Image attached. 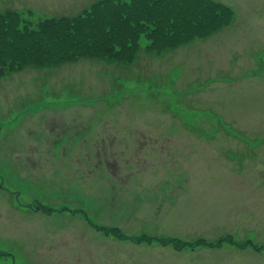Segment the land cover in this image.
Instances as JSON below:
<instances>
[{"label": "rangeland", "instance_id": "rangeland-1", "mask_svg": "<svg viewBox=\"0 0 264 264\" xmlns=\"http://www.w3.org/2000/svg\"><path fill=\"white\" fill-rule=\"evenodd\" d=\"M92 1L0 0V11L31 16L10 20L2 33L13 41L0 46L30 63L0 76V264H264V0H219L231 26L146 54L209 25L201 4L164 0L148 14L157 27L133 32L141 49L127 66L109 58L147 18L133 15L137 0L107 3L128 24L96 14L119 31L59 24L43 52L32 46L36 21ZM57 53L86 58L33 67ZM129 237L153 243L119 239ZM189 238L229 244H176Z\"/></svg>", "mask_w": 264, "mask_h": 264}, {"label": "trees", "instance_id": "trees-1", "mask_svg": "<svg viewBox=\"0 0 264 264\" xmlns=\"http://www.w3.org/2000/svg\"><path fill=\"white\" fill-rule=\"evenodd\" d=\"M140 3V6L133 12L134 16H142L145 14V19L142 20H137L135 21V25H129L128 29H125V32H122L119 36L121 37L120 40L123 41L125 40L123 46L125 44H131V46L136 45V35L133 36V32L142 30L140 28H143L146 26L144 22H149L151 24L157 25L159 24L158 20L155 19H150L148 17V14L153 11L157 6L161 5L164 0H137ZM173 3H175L176 0H172ZM179 0H177L178 2ZM198 4H201L203 6V10L200 12L201 15L208 17L210 19L208 21L209 25L203 24L200 27L192 28L190 30L185 31L186 34H181L178 37L174 38L173 41H184L187 39V37L191 35H196L201 31H208L209 29H214L220 23L224 22L225 19L227 18L229 11L225 7L221 6L220 4H215L212 3L208 0H185L184 4L182 6L184 7H192L195 8L196 11L198 10ZM118 8H114L112 6H107V3H97L93 5L88 11L83 13L82 15H79L77 17L73 18H60V19H43L40 20L38 27L37 25L35 26L37 28V33L38 36L34 37L32 41V46L37 47V51H42L45 48V43L44 41H47L49 37H55L52 32H47L46 30L54 25L60 26L59 24H62L65 27H71L73 26L75 29H83L85 31H89L91 33H100L102 32L103 34L105 32H108L109 30H114L115 28L117 31L120 30V26L114 27H107L102 26L103 23H105V20H111L110 22L114 23L115 18L118 20L122 21L123 24H128L130 23L125 16H123L121 13L118 15L116 12H112ZM101 11V12H106L110 16H108L103 23H98L99 18L96 16V14ZM113 13V14H112ZM117 15V17H116ZM19 15L16 12L13 11H7L3 14H0V46H5V44H8L7 42L13 41L11 38L7 36L9 34V31H6L5 33H2L6 29H8V23L12 19H19ZM172 20V19H169ZM211 22V23H210ZM225 23V22H224ZM64 28L63 32L65 33L67 31V28ZM94 29H93V28ZM160 28V26H159ZM19 33V32H17ZM102 33L100 35H102ZM12 34V33H11ZM48 35V36H47ZM25 38V37H24ZM153 38V36H152ZM26 39V38H25ZM47 39V40H46ZM165 42L158 43L157 45H164ZM10 45H15V44H9ZM156 45V44H155ZM118 47V46H117ZM127 47V45H126ZM2 50V48H0ZM35 50H33L34 52ZM120 55L124 53V50H119ZM36 53V52H35ZM114 57L112 58H117V55L115 54V51H113ZM38 56V55H37ZM55 57H59V54H55L53 56H47L46 60H43L42 58L35 59L33 60L34 62L32 63L33 66H42L46 64H51L53 61L52 59ZM72 56H69L68 58H71ZM13 60L17 61V66H20L21 64L24 63H29L28 61L24 60V58L21 60L19 58L15 57H4L0 56V74H3L6 71L5 65L8 62L13 63Z\"/></svg>", "mask_w": 264, "mask_h": 264}]
</instances>
